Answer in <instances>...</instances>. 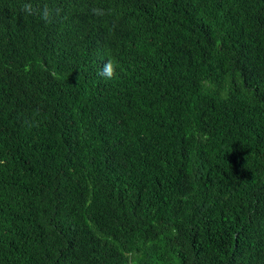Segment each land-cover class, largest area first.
Listing matches in <instances>:
<instances>
[{
    "label": "trees",
    "instance_id": "obj_1",
    "mask_svg": "<svg viewBox=\"0 0 264 264\" xmlns=\"http://www.w3.org/2000/svg\"><path fill=\"white\" fill-rule=\"evenodd\" d=\"M25 2L0 0V264H264V0Z\"/></svg>",
    "mask_w": 264,
    "mask_h": 264
},
{
    "label": "clouds",
    "instance_id": "obj_2",
    "mask_svg": "<svg viewBox=\"0 0 264 264\" xmlns=\"http://www.w3.org/2000/svg\"><path fill=\"white\" fill-rule=\"evenodd\" d=\"M108 11L109 10H105L100 7H95L91 9V12L98 17H103L107 15ZM22 12L26 16H38L40 20L50 25L54 23L58 17L61 16L62 9L52 8L49 7L47 4H44L41 7L39 5H34L32 0H26V2L22 5ZM118 67V63H115L113 62V60L109 59L103 64L99 75L105 77L106 79H112L115 76Z\"/></svg>",
    "mask_w": 264,
    "mask_h": 264
}]
</instances>
